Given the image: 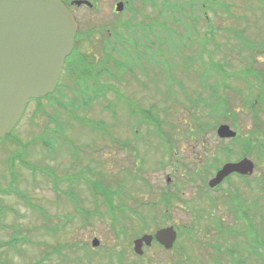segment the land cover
Wrapping results in <instances>:
<instances>
[{
  "label": "rangeland",
  "instance_id": "obj_1",
  "mask_svg": "<svg viewBox=\"0 0 264 264\" xmlns=\"http://www.w3.org/2000/svg\"><path fill=\"white\" fill-rule=\"evenodd\" d=\"M180 5L184 13L178 11ZM140 11L144 14L123 18L130 17V26L119 30L112 49L117 62L106 64L101 79L109 91L100 103L120 108L121 95L125 118L131 109L126 99L138 106L139 117L146 118L152 106L150 114L168 139L161 140L154 122L136 118L138 123H132L129 118L116 123L99 101L79 115L105 119L101 129L93 123H46L47 116H39V123L23 119L0 141V264H215L212 259L220 254L221 264H231L222 254L226 249L215 248L212 227H233L238 218L233 204L246 207V264H264V160L258 163L255 153L246 157L254 163L251 187L235 176L218 188L207 186L226 159L240 160L243 147L234 139L255 130L254 113L264 122V101L251 104L244 97L249 83L254 95L264 89V80L258 86L255 79L264 77V0H154ZM88 18L82 30L95 35L110 20ZM100 44L92 37L80 51L99 55ZM84 66L88 72L100 67ZM219 68L226 74L249 68L253 75L246 84L228 78L225 89ZM204 82L214 84L217 96L227 100L217 119L206 108L216 97ZM47 102L54 108L52 100ZM48 110L67 120L63 110ZM220 124L229 126L235 138H220ZM223 147L233 155L218 153ZM214 158L219 159L217 170ZM87 181L98 191L108 193L109 186L110 193L122 192L124 208L119 211L124 216L114 213L125 224V234ZM166 192L178 197L167 207L161 202ZM134 210L146 218L144 225ZM165 227L177 232L173 248L152 243L143 247L142 256L133 253L134 240ZM93 239L99 241L96 248Z\"/></svg>",
  "mask_w": 264,
  "mask_h": 264
},
{
  "label": "water",
  "instance_id": "obj_2",
  "mask_svg": "<svg viewBox=\"0 0 264 264\" xmlns=\"http://www.w3.org/2000/svg\"><path fill=\"white\" fill-rule=\"evenodd\" d=\"M77 29L59 0H0V140L11 133L30 100L53 93ZM217 135L231 139L236 133L220 125ZM253 169L247 158L227 163L208 186L215 188L231 174L249 176ZM176 239L174 228L166 227L134 240L133 252L141 256L143 246L153 241L169 250ZM98 245L94 239L92 247Z\"/></svg>",
  "mask_w": 264,
  "mask_h": 264
},
{
  "label": "flooded vegetation",
  "instance_id": "obj_3",
  "mask_svg": "<svg viewBox=\"0 0 264 264\" xmlns=\"http://www.w3.org/2000/svg\"><path fill=\"white\" fill-rule=\"evenodd\" d=\"M64 7L74 16L78 29L74 40V47L68 57H66L56 87L52 94L42 98L30 100L25 107V110L18 121L21 123L26 119V123H39V116H47L46 123H93L94 126L104 128L106 120L100 118L96 121L92 119L87 120L85 116L79 115L80 112L91 111L96 101L105 100L107 92L109 91L106 83L102 82V75H106V64L110 62H117L112 55V49L117 45V39L120 37L119 30L130 26L131 15L144 14L143 9L146 2L154 5V0H59ZM171 9V8H170ZM165 10L164 8L162 9ZM181 13H184L180 5ZM89 15H103L109 17L107 24L100 25L95 29L97 35L89 34V30H82L84 22L88 21ZM130 16L123 19L124 17ZM166 20V19H165ZM213 29L214 24L210 25ZM92 37H98L101 41L100 54L96 55L91 51L85 54L80 51V48L87 42H90ZM91 65L92 68L97 69V64L100 65L98 72H88L84 64ZM95 69V70H96ZM45 99L46 104L43 103ZM47 100H52V108L47 103ZM117 102L120 103V108H116L112 103L102 105L103 112H110L111 117L116 123H127L128 119H133L132 123H138L136 118L143 123H153L154 117L150 114L153 107L147 109L148 114L146 118L138 116V106L134 105L130 99H126V105L130 106L126 118L122 116L124 99L117 95ZM50 107V108H48ZM71 107V108H70ZM75 107V108H74ZM134 107V108H133ZM61 109L66 113V119L58 120L52 116L48 109ZM101 111V109L99 108ZM98 111V108H97ZM99 111V112H100ZM134 113V116H133ZM50 114V115H49ZM120 115V117H119ZM133 116V117H132ZM93 126V125H92ZM101 133V131L99 132ZM130 143L127 142V145ZM132 149V148H131ZM133 150V149H132ZM239 197L238 194H236ZM242 201V200H241ZM243 202V201H242ZM243 204V203H242ZM238 211V218L234 219L232 228L224 227L222 224L212 227L214 234H217V244L215 248L226 249L222 253L230 257L231 264H246V207L244 210L239 204L233 205ZM239 215V216H238ZM223 223V221H222ZM221 255V254H220ZM220 255L213 258L215 264H221Z\"/></svg>",
  "mask_w": 264,
  "mask_h": 264
},
{
  "label": "trees",
  "instance_id": "obj_4",
  "mask_svg": "<svg viewBox=\"0 0 264 264\" xmlns=\"http://www.w3.org/2000/svg\"><path fill=\"white\" fill-rule=\"evenodd\" d=\"M211 1V0H210ZM237 33H235L236 36ZM240 36V35H239ZM246 43V47H252V44L245 42ZM260 46L263 47L264 50V43H262ZM214 64H211V66L209 68H214ZM218 72L222 74L221 76V80H222V86L227 89V83H226V79L228 78H234V79H239L242 78L246 84V80L249 78L250 74H252V72L250 71L249 68H246V70L242 73L240 72H235V73H229L226 74L221 68L218 69ZM210 74V71H209ZM243 74V77H241V75ZM253 75V74H252ZM260 78V79H258ZM257 85L260 86L261 82L264 80V77L260 76V75H256L255 77ZM259 82V83H258ZM205 83V82H204ZM207 85V87H210L212 89V95H214L215 98V102H213V104H207L206 108L210 106L209 112L211 114V112L216 113V115L213 116L214 119H217L219 117V108H224L226 107L227 103H226V99L218 97L217 96V89L215 87L214 84H204ZM255 86L253 85V83H249L246 85V88L248 89V92L246 94V96H244L246 98V103H251L253 101H255L256 103L260 104L264 101V89H258L257 94L254 95L252 90ZM241 91V90H240ZM252 99L249 101V99ZM198 101H196L193 105H196ZM251 109H253L251 107ZM225 113L229 112L227 111V109H225ZM229 114V113H228ZM197 121V120H196ZM254 126H255V130L249 132L245 137H243L242 139L239 140V138L234 139L235 141H237L240 145H242V150L239 153V158H243V157H251V154L255 153L254 155L256 156V161L258 163H260L262 160H264V125L263 123L261 124V122L258 121L256 114L254 113ZM154 123H155V119H154ZM197 123V122H196ZM201 123V122H198ZM148 124V123H147ZM151 124V123H150ZM156 128H157V133L159 134V136L161 137V140H167L168 139V135L167 133L162 132V130L160 129L159 125L157 123H155ZM232 126L234 125L233 122L230 123ZM263 126V127H262ZM161 130V131H160ZM260 134V135H259ZM8 137V136H7ZM7 139V138H6ZM239 140V141H238ZM163 142V141H161ZM230 148H226L223 147L221 148L218 153L222 154V156H226L229 157L230 155H233V153L230 151ZM219 159L214 158L212 164H214V170H217L218 168L216 167V165L218 164ZM226 162H228V159H226ZM233 176L239 178L240 180L244 181V185L251 187V181L248 177H242L239 175H231L229 176L224 182H227L230 178H232ZM88 183V187L90 189L91 194L94 196L96 194H99L100 196H102V199L105 203V205L107 206V211H108V215L110 217H112L113 222H118L119 223V232H121L122 234L126 233V227L125 224L122 222H119L118 218L115 215V211H119V209H123L124 208V203L123 200L120 198V193L122 195V192L120 191L121 188H119V193L116 191H114L115 193H110L113 192L111 190H109V186H107V192L105 193L104 191H98L94 188V184L92 185L90 181H87ZM118 193V194H117ZM133 199V197H131ZM239 198V197H238ZM116 199L119 201V205L117 206L116 204H113V200ZM178 200V197L176 194H171V193H164L162 194V198H161V202L163 204V206L167 207L169 206L173 201ZM160 204V201H159ZM157 205V204H156ZM236 205V204H233ZM142 206H144L142 203H139V207L142 208ZM120 212V211H119ZM122 216H124V214L122 212H120ZM134 213L137 216V220L140 221L141 225H144L146 223L145 219L141 217L140 213L137 210H134ZM112 227L115 229L116 234L118 235V229H116L115 225L113 224ZM144 230V229H143ZM146 231L148 230L147 228L145 229ZM144 230V231H145ZM118 261H121L124 257H123V253H118ZM117 261V263H118Z\"/></svg>",
  "mask_w": 264,
  "mask_h": 264
}]
</instances>
